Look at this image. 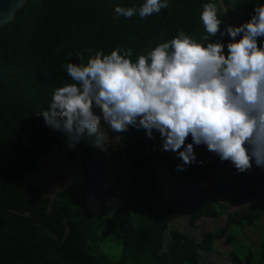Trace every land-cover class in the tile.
Instances as JSON below:
<instances>
[{"label": "trees", "instance_id": "trees-1", "mask_svg": "<svg viewBox=\"0 0 264 264\" xmlns=\"http://www.w3.org/2000/svg\"><path fill=\"white\" fill-rule=\"evenodd\" d=\"M144 2L25 0L13 20L0 28V264L206 262L203 244L169 224L183 213L186 226L192 227L211 208L226 207L207 196L201 181L215 162L233 169L230 161L216 156L177 170L182 160L168 151L159 153L157 131L153 130L152 138L143 128L131 126L115 133L103 121L101 129L108 137L104 150L87 134L70 148L67 134L47 126L39 114L49 108L55 89L73 83L65 65L80 63L78 54L86 64L97 51L110 54L116 48H130L128 58L136 62L180 31L202 42L206 30L200 15L205 3L218 4L222 32L226 25L248 21L255 7L264 4V0H169L167 8L144 18L138 12L126 18L114 11L117 6L138 9ZM217 40L225 45L227 55V43L232 42L227 34L218 32L202 43L206 46ZM257 46H264V37L257 38ZM89 48L92 52H85ZM54 144L65 157L78 160L79 190L91 196L96 210H87L83 197L71 187L45 197L23 183L36 169L37 159ZM105 150L122 157L129 168L122 205L105 186ZM145 164L165 174L172 187L170 200L156 183H139L133 178L132 171ZM256 221L257 216L248 212L226 216L219 234L229 249L230 264H264V217L255 244L246 242L244 235ZM107 238L118 240V255L116 245H106Z\"/></svg>", "mask_w": 264, "mask_h": 264}, {"label": "clouds", "instance_id": "clouds-1", "mask_svg": "<svg viewBox=\"0 0 264 264\" xmlns=\"http://www.w3.org/2000/svg\"><path fill=\"white\" fill-rule=\"evenodd\" d=\"M168 6L169 0H145L138 9L117 6L114 11L144 18ZM202 7V42L227 34L232 38L227 55L220 40L204 46L183 31L136 62L128 58L130 48L97 51L86 64L78 54L80 63L65 65L73 83L55 89L49 108L39 113L45 124L66 133L70 148L87 134L101 150L108 143L102 121L115 133L131 126L152 138L155 130L162 149L182 160L177 170L196 162L194 144L230 161L239 173L251 170L253 162L264 167V46H257V38L264 37V4L248 21L226 25L223 32L218 4ZM189 136L192 143L185 144Z\"/></svg>", "mask_w": 264, "mask_h": 264}, {"label": "rangeland", "instance_id": "rangeland-1", "mask_svg": "<svg viewBox=\"0 0 264 264\" xmlns=\"http://www.w3.org/2000/svg\"><path fill=\"white\" fill-rule=\"evenodd\" d=\"M159 137L158 151L160 154H165L167 151L162 149L160 134ZM188 143H192L191 136L185 141V144ZM193 149L196 162L213 160L217 156L209 152L203 144L199 146L194 144ZM168 152L173 158H177V153ZM103 161L106 172L105 186L113 191L114 199L119 205H122L125 202L124 196L128 188L129 168L122 157L115 156L106 150L103 153ZM132 176L139 183H156L163 196H166L167 200L171 199L173 195L171 184L159 168L145 164L134 169ZM23 183L38 190L45 197H52L63 187H71L83 197L87 210H96L97 208L96 202L91 196L88 193L82 194L79 190L78 160L65 157L62 148L55 144L37 159L36 169L23 178ZM201 183L207 196L215 198L226 207L222 210L211 208L206 215L195 221L192 227L186 226L183 213L179 219L169 225L183 233H190L196 241L203 244L206 262L202 264H230L229 249L223 243V236L219 232L225 228L224 220L227 215L235 216L241 212H248L257 216L258 221L253 228L245 229V240L252 244L259 240V227L264 217V167H258L253 162L251 170L239 173L235 171V168L230 169L218 161L207 171ZM106 245H116V255H118L120 248L118 240L107 238ZM105 247H103V251H105Z\"/></svg>", "mask_w": 264, "mask_h": 264}, {"label": "water", "instance_id": "water-1", "mask_svg": "<svg viewBox=\"0 0 264 264\" xmlns=\"http://www.w3.org/2000/svg\"><path fill=\"white\" fill-rule=\"evenodd\" d=\"M25 0H0V28L10 23Z\"/></svg>", "mask_w": 264, "mask_h": 264}]
</instances>
